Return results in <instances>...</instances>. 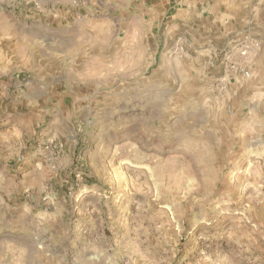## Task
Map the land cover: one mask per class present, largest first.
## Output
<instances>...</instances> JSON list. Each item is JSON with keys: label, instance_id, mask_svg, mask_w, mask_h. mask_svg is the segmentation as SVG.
<instances>
[{"label": "rangeland", "instance_id": "rangeland-1", "mask_svg": "<svg viewBox=\"0 0 264 264\" xmlns=\"http://www.w3.org/2000/svg\"><path fill=\"white\" fill-rule=\"evenodd\" d=\"M256 54L264 0H0V264H264Z\"/></svg>", "mask_w": 264, "mask_h": 264}, {"label": "crops", "instance_id": "crops-1", "mask_svg": "<svg viewBox=\"0 0 264 264\" xmlns=\"http://www.w3.org/2000/svg\"><path fill=\"white\" fill-rule=\"evenodd\" d=\"M251 55H254V54H251ZM256 55H259L260 57L262 56V59H264V54H256ZM255 58H257V56H252V58L251 59H255ZM262 66L264 67V62L262 63Z\"/></svg>", "mask_w": 264, "mask_h": 264}, {"label": "built area", "instance_id": "built-area-1", "mask_svg": "<svg viewBox=\"0 0 264 264\" xmlns=\"http://www.w3.org/2000/svg\"><path fill=\"white\" fill-rule=\"evenodd\" d=\"M241 54H244V51H243V52H241Z\"/></svg>", "mask_w": 264, "mask_h": 264}]
</instances>
